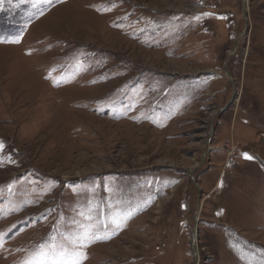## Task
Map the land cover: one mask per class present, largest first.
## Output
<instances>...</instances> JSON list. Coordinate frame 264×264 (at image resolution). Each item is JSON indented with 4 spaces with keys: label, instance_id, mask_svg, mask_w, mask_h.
<instances>
[{
    "label": "rangeland",
    "instance_id": "374dc122",
    "mask_svg": "<svg viewBox=\"0 0 264 264\" xmlns=\"http://www.w3.org/2000/svg\"><path fill=\"white\" fill-rule=\"evenodd\" d=\"M89 214L83 264H264V0L0 2V264Z\"/></svg>",
    "mask_w": 264,
    "mask_h": 264
},
{
    "label": "snow or ice",
    "instance_id": "6c2138e0",
    "mask_svg": "<svg viewBox=\"0 0 264 264\" xmlns=\"http://www.w3.org/2000/svg\"><path fill=\"white\" fill-rule=\"evenodd\" d=\"M209 15L211 14L202 13L200 16L194 17V19L199 20L202 16ZM15 42L18 43L19 41ZM243 155L245 159H253L247 153ZM81 215L83 216L84 213H81ZM85 219L90 221V223L77 224L76 230L71 234L65 235L61 233V242H57L55 236H49L47 240L36 246L32 256L22 261V264H83V261L87 259L84 249L101 239H111V235L106 231L109 228V224L111 225L112 235H115L123 224V219L114 218L109 223L98 225L95 222H91L93 218L90 214L85 216ZM102 229L105 230L103 234H101Z\"/></svg>",
    "mask_w": 264,
    "mask_h": 264
},
{
    "label": "water",
    "instance_id": "95a60500",
    "mask_svg": "<svg viewBox=\"0 0 264 264\" xmlns=\"http://www.w3.org/2000/svg\"><path fill=\"white\" fill-rule=\"evenodd\" d=\"M243 12L245 14V10H243ZM197 235H198V230H197L196 226H194V228H193V237L196 238ZM191 245H192L193 249L195 250V260H196L197 256H198V251H197L196 246L193 243V241H192Z\"/></svg>",
    "mask_w": 264,
    "mask_h": 264
}]
</instances>
